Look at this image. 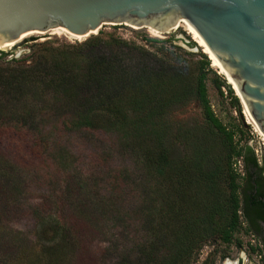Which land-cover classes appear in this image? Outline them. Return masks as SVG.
I'll return each instance as SVG.
<instances>
[{
    "label": "trees",
    "instance_id": "trees-1",
    "mask_svg": "<svg viewBox=\"0 0 264 264\" xmlns=\"http://www.w3.org/2000/svg\"><path fill=\"white\" fill-rule=\"evenodd\" d=\"M46 43L37 44L29 62L0 65V129H23L33 136L64 126L83 134L114 130L120 142L140 155L134 164L143 177L124 170L111 172L107 155L100 156L101 167L84 178L80 172L64 170L57 151L28 160L1 153L0 264H191L199 241L211 231L227 246L241 247L236 233L248 229L243 225L240 183L230 158L240 157L242 168L254 166L257 158L248 145L234 148L233 132L211 110L202 69L209 67L206 55L201 53L204 60L193 94L204 120L229 145L226 162L208 166L203 162L207 151H194L188 143L185 155L171 157L163 137L164 115L183 92L172 90L173 76L160 79L155 67L147 72L150 63L141 53L154 60L143 46L100 32L81 42ZM187 45L197 47L194 41ZM137 52L142 58L139 65L126 71L124 58ZM4 54L0 51V58ZM154 62L170 65L162 57ZM146 73L149 78L144 80ZM213 81L219 91L225 85L217 75ZM228 89L237 104L238 98ZM57 155L58 163H52ZM61 171L62 176L55 174ZM98 172L103 176L94 179ZM131 185L141 188L140 209L137 205L131 209V202L121 196L120 191ZM29 189L44 195L30 203ZM129 211L134 223L143 224V233L134 239L128 238L132 232L125 225L127 216L131 222ZM23 215L34 220L33 242L9 225ZM119 224H124L123 238L111 232ZM249 248L256 252V247Z\"/></svg>",
    "mask_w": 264,
    "mask_h": 264
},
{
    "label": "rangeland",
    "instance_id": "rangeland-1",
    "mask_svg": "<svg viewBox=\"0 0 264 264\" xmlns=\"http://www.w3.org/2000/svg\"><path fill=\"white\" fill-rule=\"evenodd\" d=\"M151 31L152 29L150 28H137L128 24H103L97 30V33L100 32L103 35L112 34L114 37L121 38L127 43L143 46L146 52L151 53L150 56L153 57L154 61L162 57V59L170 64L157 65V63L150 60L151 58L149 59V57L141 53L143 59L152 65H148L147 68L149 70L147 72L152 71V68L155 67L156 70L161 72L159 74L160 79L168 75L173 76L176 81L171 86L172 90L180 89L183 92L181 100L165 111V121L164 125L162 124L166 127L163 129V137L165 138L166 146H170L171 157L176 160L185 155L184 153L189 151V148H186L188 143L190 146L192 144L191 147L194 148V151H207L203 159L206 166L212 164V162H226L229 145L204 120L201 106L193 94L194 79L201 69L204 60L201 53H205L180 23L177 24L174 30L168 33L160 34L159 32ZM95 34H90L80 41H70L66 36L54 34L50 31L27 34L20 38L11 49L0 48V51L5 53L0 58V65L29 62V55L39 48L37 44H42L43 42H47L46 44H52L53 46H61L67 43L81 42ZM150 38H157L158 41L149 40ZM190 41H194L197 47L188 46L187 44ZM138 54V52L137 54L133 53V56H126L124 58L126 71L130 72L132 68L136 69L134 66L139 65L138 62L142 58H139ZM205 55L208 59L207 54ZM172 58H175L174 60H177V62L173 63ZM202 69L206 71V93L211 110L225 128L233 132L232 143L234 148L241 149L245 145L250 146L253 148L256 158L260 160L264 167V149H262V141L260 140L261 135L257 130L253 129L252 122L247 118L243 104L239 100L236 104L231 99L228 88L235 95L231 85L225 80L224 75L211 65L210 60L209 67L204 66ZM149 74L146 73L142 78L147 80ZM215 75L225 82L220 91L216 88L213 81ZM226 84L229 85L228 88ZM165 86L168 87V85ZM37 135H40V137H36ZM56 151L59 152L58 155H61L60 157L63 159L61 167L64 170L68 169L80 172L84 178L91 177L95 168L101 167L99 158L102 155L109 156L108 162L111 172L124 170L130 176L133 174L143 177L141 169L138 165L134 164V162L139 161L140 155L134 147L125 145L123 141L120 142L115 137L114 130H96L92 133L84 132L83 134L80 129L77 130L71 126H64L54 129L50 128V130H47V133L39 131L38 134L35 133L33 136L32 133L26 132L23 129L11 127L0 129V154L2 153L11 159L22 158L28 160L29 157L41 158L49 153L54 155ZM58 155L53 159L52 163H58ZM230 161L232 169L238 174V182L241 183L243 174L241 159L240 157L232 156ZM49 171L51 173V168ZM63 172L55 174L62 176ZM101 176H103V172H98L94 175V179H98ZM138 178L140 179V177ZM124 188L123 192L121 190L120 193L121 196L123 193L122 197L127 203L131 202L129 207L132 209L137 205L140 209L143 205L139 196V194H142L141 188L136 187V185ZM104 190L105 188L100 189L101 194H103ZM40 193L41 191L38 189L32 191L29 189L27 195L28 201L30 203L38 202L40 200L39 197L44 195L43 192ZM129 215L132 223L128 222L130 220L127 216L125 225L132 232L127 233L128 238L134 239L143 233L141 228L143 224L137 221L134 223L135 218L130 211ZM33 224L34 220L29 215H23L20 219L10 222L9 225L11 228L27 234L30 241L33 242L35 231ZM124 231V224H119L111 232H115L116 235L123 238V236H126V232ZM236 236L242 241L241 247H236L232 244L227 246L220 241L214 231L207 233L199 241L201 246L197 250V254L192 258L191 264H264V260L259 258L258 254L250 251L249 244L253 243L254 237L242 230L238 231ZM129 242H131V239H129ZM101 245H104V243H101ZM28 246H31L30 242ZM258 253L261 254L260 251ZM205 259L208 260L203 263Z\"/></svg>",
    "mask_w": 264,
    "mask_h": 264
},
{
    "label": "water",
    "instance_id": "water-1",
    "mask_svg": "<svg viewBox=\"0 0 264 264\" xmlns=\"http://www.w3.org/2000/svg\"><path fill=\"white\" fill-rule=\"evenodd\" d=\"M180 20L233 80L253 129L264 135V0H0V47L56 27L80 41L103 24L163 34Z\"/></svg>",
    "mask_w": 264,
    "mask_h": 264
},
{
    "label": "flooded vegetation",
    "instance_id": "flooded-vegetation-1",
    "mask_svg": "<svg viewBox=\"0 0 264 264\" xmlns=\"http://www.w3.org/2000/svg\"><path fill=\"white\" fill-rule=\"evenodd\" d=\"M239 194L243 225L254 237L249 245L256 247L255 253L264 260V167L258 158L254 166L243 167Z\"/></svg>",
    "mask_w": 264,
    "mask_h": 264
},
{
    "label": "bare ground",
    "instance_id": "bare-ground-1",
    "mask_svg": "<svg viewBox=\"0 0 264 264\" xmlns=\"http://www.w3.org/2000/svg\"><path fill=\"white\" fill-rule=\"evenodd\" d=\"M182 24L183 26H184V28L187 30V32L191 35V37L196 41V43L202 48V51L205 53V54H207V56H208V59L210 60V62H211V65L212 66H214V67H216L217 68V70H218V72L219 73H221V74H223L224 75V78H225V80L231 85V88L234 90V93L235 94H238V92H237V89H236V87H235V84H234V82H233V80L231 79V78H229V77H227L226 75H225V72H224V69H223V67H222V65L218 62V60L216 59V57L214 56V54L211 52V53H208L207 51H206V49L200 44V42L195 38V36L189 31V29L183 24V22L180 20L179 22H178V24ZM150 29H152V31L151 32H158L157 30H154L153 28H150ZM51 32V33H54V34H62V35H64V36H66L67 37V35L65 34V32L62 30V28L61 27H56V28H53V29H50V30H48V32ZM33 33H37V32H30V33H28V34H33ZM27 35V34H26ZM24 37V36H23ZM84 37H86V35L85 36H82V38H84ZM68 38V37H67ZM81 38V39H82ZM18 40H20V38L19 39H15L14 40V42H17ZM1 48V47H0ZM227 77V78H226ZM244 106V105H243ZM244 109H245V113H246V115H247V118L251 121V119H250V115H249V112L247 111V109L245 108V106H244ZM256 130V129H255ZM259 133H260V135H261V141H262V146H263V149H264V135L259 131V130H257Z\"/></svg>",
    "mask_w": 264,
    "mask_h": 264
}]
</instances>
